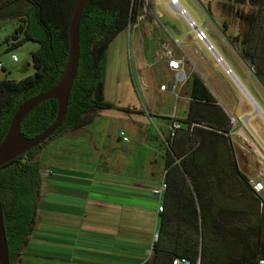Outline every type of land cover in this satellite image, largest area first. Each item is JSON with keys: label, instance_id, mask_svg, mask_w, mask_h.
<instances>
[{"label": "crops", "instance_id": "obj_1", "mask_svg": "<svg viewBox=\"0 0 264 264\" xmlns=\"http://www.w3.org/2000/svg\"><path fill=\"white\" fill-rule=\"evenodd\" d=\"M147 2L140 10L142 17L131 24L140 25L136 44L138 49L140 46L137 51L140 59L137 62L147 110L123 107L128 109L122 111L128 119L126 130L122 128L109 143L108 136L103 135L97 144L98 139L90 128L101 116V110L95 112L91 122L81 127L83 129L77 134L63 132L48 143L46 152H56V155L49 158L46 186H42L40 199H37L36 212L39 209V214H35V225L13 264L150 263V246L158 239L153 240V234H158L160 213L167 210L162 198L159 201L151 195L150 189L161 179L165 180V163L170 151L161 146V142L168 136L172 119L188 131L201 127L220 133L224 129L239 172L264 182V175L259 174L264 167V130L257 135L249 124L256 115L258 119L254 118V122L259 120L264 124V73L257 72L255 67L252 73L259 75V84L246 88L207 32L205 43L195 38L192 28L181 34L179 24L169 17H165V22L156 21L149 0ZM167 4L177 13L168 0ZM226 41L238 52H243L240 38L229 37ZM197 44L212 54L236 88L230 79L228 83L225 77L206 68ZM208 44L212 50L207 49ZM216 56H220L222 62H217ZM259 56L258 61L263 65L264 53ZM170 58L181 60V67H169ZM160 76L166 81L162 82ZM166 100L170 103L166 104L168 112L161 114L158 111ZM231 116L236 120L235 125L230 123ZM239 126L244 129L248 141L235 132ZM248 130L262 148L255 144ZM121 131L127 140L122 139ZM55 139L58 144L52 147ZM140 149L147 153L140 155ZM114 151H119V155ZM257 153L262 155L261 161ZM94 175L105 178L96 179ZM62 182H73L76 186L62 187ZM158 202L163 207L161 211L157 210ZM215 202L212 211L218 221V208L219 205L223 208L224 203L222 199L219 203L218 196ZM260 211L264 225V208ZM145 212L154 223L151 232L148 227H142L141 221H147L143 217Z\"/></svg>", "mask_w": 264, "mask_h": 264}, {"label": "trees", "instance_id": "obj_2", "mask_svg": "<svg viewBox=\"0 0 264 264\" xmlns=\"http://www.w3.org/2000/svg\"><path fill=\"white\" fill-rule=\"evenodd\" d=\"M12 1L16 0L0 7ZM25 1L28 6L15 29L22 36L14 37L17 40L6 50L26 40L36 42L38 48L31 52L34 71L18 80L2 77L0 81V141L15 110L39 91L50 89L66 63L67 28L75 0ZM137 4V0H87L79 21L78 67L60 127L41 145L0 166V202L10 264L26 245L35 220L38 150L66 130L89 124L97 110L128 111L103 99L99 75L107 45L135 21ZM248 16L246 30L236 38L244 45L242 56L264 73V64L258 61L264 53V0ZM55 114L56 100L42 101L21 120V133L27 137L38 134L53 122ZM221 132L180 127L166 137L170 154L162 203L167 210L160 213L158 239L152 243L148 264H172L175 257L186 258L188 264H255L258 257H264L258 201L248 178L236 167L224 129ZM217 196L224 203L223 208L219 205L218 221L212 211Z\"/></svg>", "mask_w": 264, "mask_h": 264}, {"label": "rangeland", "instance_id": "obj_3", "mask_svg": "<svg viewBox=\"0 0 264 264\" xmlns=\"http://www.w3.org/2000/svg\"><path fill=\"white\" fill-rule=\"evenodd\" d=\"M5 0H0V3ZM148 0H137L135 21L137 15L140 14V10H143L147 6ZM260 0H180V3L187 12V15L201 26L205 32H207L209 38L215 44L216 48L220 51L225 62L231 67L239 80L249 88V85L256 86L259 84V75H255L252 72L255 66H251L237 49H234L229 42L230 38L239 36L246 30L245 21L249 17V13L254 11L259 4ZM149 5L155 13V20L165 22V17H169L172 22L178 23L181 34H186L191 29L188 26L187 20L177 13H174L167 0H149ZM28 4L25 0L12 1L11 4H7L0 7V62L4 66V70L0 72L1 77L7 79H21L28 75H31L34 71V67L31 62V52L38 48L36 42L26 40L21 42L12 48L6 50V48L17 40L14 37L20 38L21 32L15 33V29L19 26V19L24 15V11ZM133 24V23H132ZM140 36V25H128L127 28L120 31L107 45L102 64L100 68L99 80L102 88V95L105 101L111 102L119 107H130L140 110V108L146 109L145 96H144V83L140 79V70L138 69V62L140 54L137 57V37ZM196 48L202 53L205 58V66L208 70H212L220 77H225L224 80L229 81V77L223 72L222 67L215 62L210 52L201 49L200 45H196ZM12 55H16L17 60H12ZM250 71V72H249ZM166 78L160 76V80L165 82ZM231 81V79H230ZM229 83V82H228ZM235 88L233 82H230ZM167 84V82H166ZM240 96V92H237ZM167 100L163 103L158 112L166 114L168 112ZM147 110V109H146ZM98 111V110H97ZM96 111V112H97ZM101 116L96 118L91 124L92 133L97 137V144L100 142L103 135L108 136L107 142L109 143L111 137L116 135L122 128L126 130L128 119L125 117V113L117 108L101 109ZM103 115L110 117L105 119ZM113 117V118H112ZM258 116H254L249 120L250 126L254 132L258 135L264 130V124L256 120ZM80 129H68L64 134L72 135L78 133ZM249 134L253 136L248 130ZM254 137V136H253ZM255 144L260 146V143L255 139ZM53 140H49L43 144L36 154V159L40 161V185L39 196L42 189L46 186L48 178L49 163L51 155H56V152H46L48 143ZM166 147L165 140L161 142ZM57 139L54 140L53 146H57ZM115 152V151H114ZM147 153V151L140 149V155ZM115 155H119V151L115 152ZM141 164V161H140ZM98 177L97 175H94ZM105 176H100L96 179L104 180ZM65 184V185H64ZM43 186V188H42ZM62 187H74L76 183L62 182ZM49 199L53 196H49ZM39 214L36 212V215ZM147 218V221H141L142 227H148L153 231L154 223L152 218L145 212L143 215ZM140 223V224H141ZM35 225V224H34ZM37 226V224H36ZM64 231V229H62Z\"/></svg>", "mask_w": 264, "mask_h": 264}, {"label": "water", "instance_id": "obj_4", "mask_svg": "<svg viewBox=\"0 0 264 264\" xmlns=\"http://www.w3.org/2000/svg\"><path fill=\"white\" fill-rule=\"evenodd\" d=\"M87 0H75L67 28V56L63 71L56 83L47 91H39L26 99L13 113L4 138L0 141V166L49 139L60 127L66 113L68 97L76 75L79 59V21ZM56 100L53 122L38 134L27 137L20 131L23 117L42 101ZM0 264H10L2 220L0 202Z\"/></svg>", "mask_w": 264, "mask_h": 264}, {"label": "built area", "instance_id": "obj_5", "mask_svg": "<svg viewBox=\"0 0 264 264\" xmlns=\"http://www.w3.org/2000/svg\"><path fill=\"white\" fill-rule=\"evenodd\" d=\"M169 4L176 9L177 13L183 17L186 18L188 26L190 28L193 29L194 31V36L195 38L200 41V42H207V34L206 32L199 28V26L197 25V23H195V21H193L190 17L187 16V12L184 9V7L181 5L179 0H168ZM142 16L141 15H137V20L140 19ZM207 49L208 50H212V47L210 44L207 45ZM169 53V52H168ZM12 60L16 61L17 57L16 55H12ZM216 61L217 62H222V59L220 56H216ZM181 60H177V59H173L170 58L168 59V66L173 68V69H179L181 67ZM4 70V66L2 65V63L0 62V72ZM227 72L229 71V69L226 70ZM2 77L0 75V81H1ZM164 87V85L162 86V88ZM230 123L232 125H235L236 120L231 116L230 117ZM180 128V123L175 120L172 119L169 125V130H168V136H173L174 132L176 129ZM238 135H240L244 140H247V136L245 134L244 129L239 126L237 127L236 131H235ZM120 136L122 137L123 140H127V137L124 135V133L121 131L120 132ZM259 155L260 161L263 159L262 155H260L259 153H257ZM259 174L264 175V167H262L259 170ZM248 184L251 187V191L254 195V197L257 199L258 201V206L259 209H263L264 208V182L262 179L257 178V177H248ZM167 184L166 181L164 179H161L156 185H154L151 189H150V193L151 195H153L154 197H156L159 201L161 200L165 190H166ZM157 210L161 211L162 210V205L160 202H158V206H157ZM158 238V234L155 232L153 234V240H156ZM152 249V244L150 246V251L151 252ZM188 260L184 257H175L172 260V264H188ZM255 264H264V257H258L255 261Z\"/></svg>", "mask_w": 264, "mask_h": 264}]
</instances>
